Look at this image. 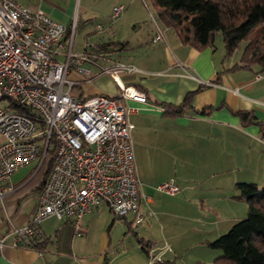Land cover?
<instances>
[{
  "label": "crops",
  "instance_id": "crops-1",
  "mask_svg": "<svg viewBox=\"0 0 264 264\" xmlns=\"http://www.w3.org/2000/svg\"><path fill=\"white\" fill-rule=\"evenodd\" d=\"M16 1L58 22L74 20L73 49L77 29L86 31L84 48L88 42L98 46L93 49L96 64L87 63L93 74L115 62L138 68L120 72L117 80L147 96V102L119 98L133 125L130 138L143 221L134 223L133 213L112 218L104 211L109 207L100 202L82 216L81 235L74 234L69 219L50 215L39 221L40 244L13 246L15 229L31 220L45 179V173L30 177L34 164L28 163L0 185V238L5 241L0 264H213L220 250L207 241L226 232L247 212L236 183L258 186L264 176V73L255 78L249 68H233L240 58L226 57L223 45L196 50L182 43L157 15L148 26L130 25L142 32L120 37L114 23L129 13L131 18V3L125 0ZM117 3L124 8L113 17L111 10ZM126 22L131 24V19ZM158 29L163 40H154ZM90 32H97L96 40ZM86 83L84 96L118 92L114 79L105 74ZM188 92H194L190 108L179 115L164 110L166 105L181 103ZM219 104L209 113H199ZM229 108L250 111L252 121L242 123ZM168 180L178 185V192L156 188ZM108 220L118 227L115 236L99 224ZM141 240L151 244L148 252Z\"/></svg>",
  "mask_w": 264,
  "mask_h": 264
},
{
  "label": "built area",
  "instance_id": "built-area-1",
  "mask_svg": "<svg viewBox=\"0 0 264 264\" xmlns=\"http://www.w3.org/2000/svg\"><path fill=\"white\" fill-rule=\"evenodd\" d=\"M123 8L115 4L112 16ZM75 30L74 20L65 24L16 0H0V185L28 163L34 164L30 177L34 176L50 155L32 218L15 229L13 246L40 244L39 221L50 215L69 219L74 234L81 235L82 216L100 202L115 217L133 213L134 223L143 221L130 138L133 125L119 98L147 102V96L117 80L120 72L139 70L115 62L93 74L82 64H96L93 49L98 46L87 44L80 53L74 51ZM154 40H163L160 29ZM101 74L114 79L116 95L72 93L74 86ZM156 188L179 191L172 180ZM4 244L2 237L0 248Z\"/></svg>",
  "mask_w": 264,
  "mask_h": 264
},
{
  "label": "trees",
  "instance_id": "trees-1",
  "mask_svg": "<svg viewBox=\"0 0 264 264\" xmlns=\"http://www.w3.org/2000/svg\"><path fill=\"white\" fill-rule=\"evenodd\" d=\"M152 1L157 17L176 33L182 43L196 50L214 48L215 36L219 32L225 56L238 48L242 50L240 60L233 68L252 70L253 65H258L259 70L254 72H264V0ZM193 95L194 92H188L181 103L166 105L164 110L182 114L191 107ZM221 105L204 107L199 113H209ZM230 110L241 118L242 123L253 119L250 111ZM262 129L264 133V126ZM45 163L46 177L50 168V155ZM235 187L246 201L247 212L226 232L207 241L210 247L221 250L213 264H264V183L259 188L255 183L237 182ZM141 244L148 252L151 244L143 240Z\"/></svg>",
  "mask_w": 264,
  "mask_h": 264
},
{
  "label": "rangeland",
  "instance_id": "rangeland-1",
  "mask_svg": "<svg viewBox=\"0 0 264 264\" xmlns=\"http://www.w3.org/2000/svg\"><path fill=\"white\" fill-rule=\"evenodd\" d=\"M104 1H107V0H97L96 2L100 3V2H104ZM125 1H126L125 3H129V2L131 3V18L129 17V14H130L129 13L125 20L121 21L118 19L114 23V25L117 27L115 29L116 33L119 32L120 37H126L128 35V33H129V35H133L135 32H137V33L142 32L143 30L140 28H136L135 30L133 28H131L133 23L136 24L137 26L138 25H141L143 27H145L146 25L148 26L151 23V21H153L152 19L154 18V15H156L155 7H154L152 0H125ZM111 19L113 20L114 18L112 17ZM128 19L129 20L131 19V24H128L129 22H126V21H128ZM111 23H112V21H111ZM119 24H121L122 26H119ZM84 32H86V31H82V28H80L79 30L77 29V35H76L75 44H74V51H76L77 53H80L83 50L84 44L86 43ZM90 34L93 37V40L97 39V32H90ZM93 40H90L88 38V41H93ZM89 43L90 42H88V44ZM222 45H223V43L221 40V35L218 32L215 36L214 46H217L219 49V47ZM223 50H224V48H223ZM241 51H242L241 48H238L231 55L226 56V57H230L231 59H239L241 56ZM82 65H83V67H90L91 68V66H88L87 63H83ZM255 69L257 71L259 70L258 65H253L252 71H255ZM262 73H264V72H262ZM87 91H88V85H87V83H83L81 85L74 86L72 93L77 95V96H84L85 93H87ZM263 163H264V160H263ZM46 168H47V164L45 163L43 165V167L41 168V170L38 172L39 176H41L42 173L43 174L45 173ZM261 179L262 180L258 184L259 188H261L263 183H264V176H262ZM245 203H246V201H245ZM246 206H247V204H246ZM104 211H106L108 214H110L112 216V218L114 217V214L112 212H110L108 209L104 210ZM244 215H246V214H244ZM233 216L234 215H232V217ZM244 217L245 216H243V218ZM115 218L117 219L119 217H115ZM99 224H100V226L105 225V230H108V232H111L113 236H115V232H118V227L116 225H114V226L110 225V220H108V222H105V221L99 222ZM109 225H110V227H109ZM121 236H122V232H121ZM216 250H220V249H216ZM220 254H221V250H220L219 255Z\"/></svg>",
  "mask_w": 264,
  "mask_h": 264
}]
</instances>
